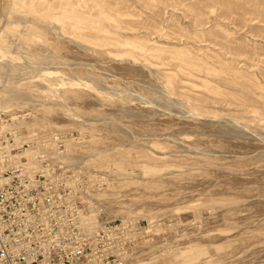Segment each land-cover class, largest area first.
I'll return each instance as SVG.
<instances>
[{
  "label": "rangeland",
  "instance_id": "374dc122",
  "mask_svg": "<svg viewBox=\"0 0 264 264\" xmlns=\"http://www.w3.org/2000/svg\"><path fill=\"white\" fill-rule=\"evenodd\" d=\"M0 112L109 179L129 264H264V0H0Z\"/></svg>",
  "mask_w": 264,
  "mask_h": 264
},
{
  "label": "built area",
  "instance_id": "2783aa9c",
  "mask_svg": "<svg viewBox=\"0 0 264 264\" xmlns=\"http://www.w3.org/2000/svg\"><path fill=\"white\" fill-rule=\"evenodd\" d=\"M18 119L0 112V264H129L137 228L105 205L109 179L59 176L68 134L29 139Z\"/></svg>",
  "mask_w": 264,
  "mask_h": 264
},
{
  "label": "bare ground",
  "instance_id": "6f19581e",
  "mask_svg": "<svg viewBox=\"0 0 264 264\" xmlns=\"http://www.w3.org/2000/svg\"><path fill=\"white\" fill-rule=\"evenodd\" d=\"M9 56V55H8Z\"/></svg>",
  "mask_w": 264,
  "mask_h": 264
}]
</instances>
